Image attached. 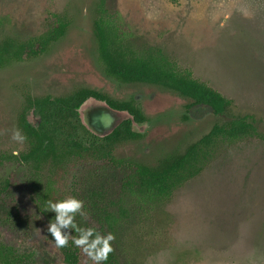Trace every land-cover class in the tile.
<instances>
[{"label": "rangeland", "instance_id": "obj_1", "mask_svg": "<svg viewBox=\"0 0 264 264\" xmlns=\"http://www.w3.org/2000/svg\"><path fill=\"white\" fill-rule=\"evenodd\" d=\"M103 1L126 45L161 48L179 69L232 100L231 108L214 115L164 87L107 76L93 35L98 0H0V35L25 40L43 33L55 17L68 21L47 52L0 69V153L26 147L12 139L25 93L65 96L89 88L113 100L134 99L147 119L133 125L142 136L117 144L113 155L148 166L181 152L214 123L250 114L260 136L223 143L201 172L166 198H125L113 242L121 264H264V0ZM98 165L74 167L67 187L90 183L85 178ZM26 172L5 162L0 180H12L13 200L29 214ZM0 229L5 241L17 231L12 225Z\"/></svg>", "mask_w": 264, "mask_h": 264}, {"label": "trees", "instance_id": "obj_2", "mask_svg": "<svg viewBox=\"0 0 264 264\" xmlns=\"http://www.w3.org/2000/svg\"><path fill=\"white\" fill-rule=\"evenodd\" d=\"M103 0H98V15L93 20V35L99 64L105 74L118 82L154 84L178 93L189 106L205 104L215 114L228 111L232 100L179 69L161 48L126 45L116 26L105 16ZM68 26L64 17H55L38 36L18 40L0 35V69L12 62H23L47 52ZM105 103L122 116L102 136L90 131L82 121L81 109L91 103ZM29 116L35 117L31 121ZM134 99L113 100L89 88H79L65 96L24 94L16 117L18 130L26 137L25 149L0 153V167L13 162L26 168L24 183L33 213L21 209L12 195V180H0V226L12 225L16 234L10 240L0 229V264H85L86 256L71 243L57 249L46 231L54 215L43 212L46 200L56 201L74 196L84 202L85 216L76 217L80 227H93L101 234L114 230L124 217V200L136 196L154 201L170 196L184 182L197 175L222 144L236 138L260 136L254 117L238 115L221 123L187 145L181 152L165 155L155 166L123 160L113 155L114 147L140 138L132 129L133 121H143ZM99 162L81 188L67 187L70 171L77 165ZM107 168L109 173L100 170ZM77 235L75 232L72 236ZM105 264H121L114 242Z\"/></svg>", "mask_w": 264, "mask_h": 264}, {"label": "clouds", "instance_id": "obj_3", "mask_svg": "<svg viewBox=\"0 0 264 264\" xmlns=\"http://www.w3.org/2000/svg\"><path fill=\"white\" fill-rule=\"evenodd\" d=\"M12 139L23 143L26 137L19 130H14ZM83 209L84 202L74 196L56 201L46 200L43 212L54 214L47 223L46 231L57 249L66 247L71 236V243L86 256L85 264H105L109 253L113 251L111 242L115 240V236L111 232L101 234L93 227L78 226L77 215H86ZM73 232L77 235L72 236Z\"/></svg>", "mask_w": 264, "mask_h": 264}, {"label": "water", "instance_id": "obj_4", "mask_svg": "<svg viewBox=\"0 0 264 264\" xmlns=\"http://www.w3.org/2000/svg\"><path fill=\"white\" fill-rule=\"evenodd\" d=\"M82 117L86 127L97 135L110 131L119 119L118 114L106 104L85 107Z\"/></svg>", "mask_w": 264, "mask_h": 264}, {"label": "flooded vegetation", "instance_id": "obj_5", "mask_svg": "<svg viewBox=\"0 0 264 264\" xmlns=\"http://www.w3.org/2000/svg\"><path fill=\"white\" fill-rule=\"evenodd\" d=\"M93 90V89H92ZM98 104H105V103H102V102H100V103H98ZM94 105H97V104H94ZM137 105V104H136ZM138 106V105H137ZM193 106H205V107H208L211 111H212V113L214 114V115H218V116H220V115H222L223 113H221V114H215L214 112H213V110H212V108H210L208 105H205V104H194ZM139 107V106H138ZM140 109V108H139ZM116 112V111H115ZM117 113V112H116ZM144 116V115H143ZM145 117V116H144ZM147 121V119H146V117H145V119L143 120V121H133L132 122V129H133V125L135 124V123H137V124H142V123H144V122H146ZM117 123V122H116ZM116 125V124H115ZM133 131H135L136 133H138V134H140L141 136H142V134L140 133V132H138V131H136V130H134L133 129ZM107 133V132H106ZM106 133H104V134H106ZM104 134H102V135H104ZM97 135V134H96ZM102 135H98V136H102ZM140 136V137H141ZM139 139V138H138ZM135 140V139H134ZM13 153V152H12ZM17 153V152H16ZM13 163V162H12Z\"/></svg>", "mask_w": 264, "mask_h": 264}]
</instances>
